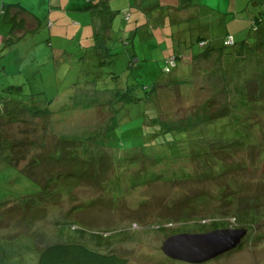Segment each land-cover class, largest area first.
Returning a JSON list of instances; mask_svg holds the SVG:
<instances>
[{
  "label": "trees",
  "instance_id": "obj_1",
  "mask_svg": "<svg viewBox=\"0 0 264 264\" xmlns=\"http://www.w3.org/2000/svg\"><path fill=\"white\" fill-rule=\"evenodd\" d=\"M15 1L6 3L2 0L0 4V22L10 24V33L19 32L12 36L13 42L24 40L27 33H37L41 29H30L28 17L33 16L21 2ZM184 2L185 6H188L192 0ZM209 3L218 7L221 5V1L217 3L209 0ZM156 7L151 8L153 12H159L165 5L158 3ZM89 9L93 14H99L97 19L104 25L105 20L112 23L120 14L107 2ZM227 13L223 15H228ZM241 15L235 18L234 23L229 16L224 20L225 26L231 29L226 36L215 39L189 37L196 39L193 49L190 50V47H187L189 45L178 47L176 44V52L168 59L163 74L154 82L151 90L144 88L145 92L141 96L129 81L130 77L137 79L134 72L126 75V78L120 75L112 76L116 86L106 85L103 92H115L116 102L120 105L128 103L134 108L141 106L138 112L139 116H142V132L133 136L137 145L131 147L127 145L122 148L120 138L115 139L113 135V132L124 127L123 121L117 117L120 110L114 109V106L105 113L109 118L106 127L101 125L93 135L82 138L59 137L58 142H53L54 145L50 146L38 141L36 134H31L30 121L23 130L14 133L13 126H19V122H25L28 117L49 119L57 115L64 119L69 114L73 115L78 111L77 103H73L72 98L69 100L70 96L49 99L46 93H35L32 90L25 92L21 86L4 87V93L0 94L1 170L6 167L18 169L39 187V191L35 195L23 196L22 199L8 198L0 203V235L10 226L11 216L21 219L23 214L44 204L59 206L66 203L67 195H71L73 190L82 184L97 188V191L106 196L77 203L69 212L74 218L95 210H102L104 214V211L110 213L117 208L122 209L128 205L129 197H135L134 191H140L142 187L145 189L154 185L152 188L156 189L158 186L183 182L186 179L198 183L205 179L210 180V183L213 181L211 184L216 186V190L207 191L209 197L200 193L162 201L158 206V218L161 221H192L195 224V219L203 217L206 213L210 215L208 206L215 208L213 213L219 218L232 216L230 214L237 210L249 215L247 217L256 211L259 212L264 201V0H250ZM234 28H237L236 32ZM24 29L27 33L23 32ZM96 34L95 37L102 35L100 32ZM240 34L244 36L241 37ZM212 56L220 62L214 73L211 74V68L205 67L206 62H203L202 67L196 68L202 60L207 61ZM256 61L262 64L261 70L252 68L251 64ZM134 64L133 58L128 67L129 71L134 69ZM189 64L193 66L192 69H187ZM176 70L184 75H187V70H191L192 74L198 71L199 77L209 78L221 74L218 79L222 78L224 85H227L224 87V91L229 95L227 104L216 103L222 90L221 81L212 87L216 93L215 98L208 99L200 110L191 112L187 119L175 124L171 107L165 105L167 101L165 102L164 98H169L168 93L171 91L183 92L182 88L189 87L191 81L186 77L185 82L181 83L171 80L161 83L162 79ZM242 77V88L230 89V83ZM117 78L125 81L119 83L115 80ZM87 87L89 88L84 92L86 100L90 92L97 96L93 90V87H98L96 84ZM96 104L99 106L95 107L92 102H87L85 108L80 111L87 112L95 110L94 108L101 110L104 106L100 102ZM3 127H9L11 134L3 130ZM23 163H26V166L20 168ZM190 164H195L192 173L188 170ZM175 167L180 169V172L172 171ZM150 203L147 199H141L140 202L143 208L147 206V211L152 210L151 213H154L155 206L149 208ZM140 204L137 210L130 208L131 215L144 213L141 212ZM25 221H28V218ZM31 236L35 239L34 235ZM13 237L12 233L2 235V238L8 240L14 239ZM18 237L30 236L22 234ZM37 243L40 249L38 264H131L124 254L102 252L82 243Z\"/></svg>",
  "mask_w": 264,
  "mask_h": 264
},
{
  "label": "rangeland",
  "instance_id": "obj_2",
  "mask_svg": "<svg viewBox=\"0 0 264 264\" xmlns=\"http://www.w3.org/2000/svg\"><path fill=\"white\" fill-rule=\"evenodd\" d=\"M75 1L81 6L84 4V0ZM15 2H21L28 12L37 14L43 23L37 33L29 32L24 40L13 42L12 36H16L19 32L10 33V24L0 22V94L4 93V87L21 86L25 92L32 90L35 93H46L49 99L70 96L69 100L72 98V102L77 103L78 111L64 119L57 115L49 119L28 117L25 122H19V126H13L12 131L19 133L30 121L31 126L29 123L28 127L30 126L31 134H36L38 141L52 146L53 142H58L59 137L82 138L93 135L101 125L106 127L109 118L105 113L114 106V109L120 110L117 117L124 123L122 129L113 132L115 139L120 138L122 148L127 145L130 147L137 145L133 136L142 132L140 126L142 116L140 117L138 112L141 106L137 105L134 108L128 103L118 104L115 92H103L106 85L116 86L115 81L112 80L114 75L126 78V75L134 72L137 79L130 77L129 81L134 84L135 91L141 96L145 92L144 88L151 90L154 82L163 74L168 59L176 52V44L178 47L189 45L187 47H190L188 49L190 50L193 49L196 39H190L186 34L179 33L182 23L159 21L155 15H152V9L148 10L149 13L137 8L132 10L135 16L141 17V21L137 20L138 17L130 19L122 12L112 22L110 31H107L108 25L99 21L98 30L102 35L95 37L97 34L92 24V13L82 12V15L79 13L81 16H77L73 11L75 9L73 0H16ZM238 4L240 11L243 8V0H239ZM222 8L229 10V3L223 1ZM240 16L241 13L237 12L229 15L233 23L236 22L235 18ZM23 32L27 33L26 29ZM133 58L135 66L129 71L128 67ZM203 62H206V68H211V74L220 66V62L218 63L216 57L212 56L207 61L202 60L196 68L202 67ZM248 65L251 67L250 62ZM251 65L257 70L263 67L257 61ZM186 67L193 68L191 64ZM185 74L187 75L176 70L161 80V83L167 80L181 83L185 82L186 77L191 79L189 87L182 88L183 92L171 91L168 93L170 97L164 98L165 102L167 101L165 105L171 107L175 124L187 119L191 112L200 110L208 99L215 98L216 93L212 87L220 84L221 81L222 90L216 103L227 104L229 95L224 91L227 85H224L222 78L218 79L221 74L213 76L214 78L199 77L198 71L192 74L191 70H187ZM240 79H238L240 83L238 80L232 81L230 89L231 87L236 90L241 89L244 80L243 77ZM115 80L119 83L125 81L120 78ZM94 84L98 86L93 87L97 96L90 92L86 100L85 89ZM87 102H92L95 107L99 106L97 102L104 106L101 110L94 108L95 110L81 112ZM6 129L7 127H3V130L11 134L9 127ZM145 129L150 130L146 127ZM194 165L190 164L188 167L191 173L194 171ZM25 166L26 163H23L20 168ZM174 170L180 172L177 167L172 171ZM209 181L205 179L198 183L186 179L168 185L160 184L162 186L156 189L152 188L154 185L145 189L142 187L140 191H134L135 197H129L128 205L122 209L117 208L110 213L104 211V214L102 210H95L74 218L69 212L77 203L106 196L97 191V188L87 187L85 184L79 185L71 195H67L66 203L59 206L44 204L25 213L26 216L23 214L21 219L11 216V224L2 235L12 233L14 239L8 240L0 235V264H38L40 249L37 242L41 245H49L57 241L82 243L106 253L118 252L127 256L131 264H189L173 260L163 254V244L169 237L178 234L210 233L228 228L248 230L243 245L237 250L201 264H264V201L260 205V211L254 212L250 217L238 210L230 214L233 217H215L213 213L215 208L208 206L210 215L206 213L203 217L195 219V224L192 221L166 222L158 218L160 216L158 206L162 201L168 199L172 201L200 193L209 197L207 191L216 190V186L211 184L213 181L211 183ZM38 191L39 187L18 169L6 167L1 170L0 167V203L8 198L22 199L23 196L35 195ZM141 199L149 200L151 202L149 208L155 206V212L147 211V206L143 208L140 204ZM138 203L141 205V212L144 213L133 216L130 208L139 209ZM26 218L28 221H25ZM22 234L30 237L19 238L18 236ZM31 235H34L35 239Z\"/></svg>",
  "mask_w": 264,
  "mask_h": 264
},
{
  "label": "crops",
  "instance_id": "obj_3",
  "mask_svg": "<svg viewBox=\"0 0 264 264\" xmlns=\"http://www.w3.org/2000/svg\"><path fill=\"white\" fill-rule=\"evenodd\" d=\"M13 1L15 0H5L6 3ZM73 1V5L75 7L73 11L77 16H81L82 12L90 11L92 13V24L94 25L93 27L95 33L100 32L98 30V28H100L99 19H97L99 14H93V11H91L89 7L107 2L113 10L119 11L120 14L122 12L126 13L130 19L138 17L137 20L140 21L141 17L135 16V12L132 10L137 8L139 10L148 11L149 9L156 7L158 3L159 5L164 3L165 8L160 9L159 12L157 10L152 13V15H155L159 21L164 18V22L182 23V26L179 28L180 32L185 33L186 35L189 34L187 37L215 39L217 37L226 36L227 32H231V29L225 26L224 20L228 19V16L234 12L242 13L245 11L250 0H243V8H241L240 11L238 4L239 0H213V2L217 3L218 1H221V5L219 7L217 5L210 4L209 0H192L191 4L188 6H185L184 0H84V4L82 6L79 5L77 1ZM223 1L229 3V10H224L222 8ZM103 6L104 5L102 4V7ZM226 12H228V15H223ZM30 13L33 16V18L28 17V24L30 23L31 25L30 29L32 30L34 27H36V29L39 27L41 28L43 23L42 19L37 14L33 12ZM79 13L81 15H79ZM104 22L108 25L107 31H110L112 23L106 20ZM236 30L237 28H234V32H236ZM243 36L244 34L241 37Z\"/></svg>",
  "mask_w": 264,
  "mask_h": 264
},
{
  "label": "water",
  "instance_id": "obj_4",
  "mask_svg": "<svg viewBox=\"0 0 264 264\" xmlns=\"http://www.w3.org/2000/svg\"><path fill=\"white\" fill-rule=\"evenodd\" d=\"M247 229H221L203 234H178L163 244L164 254L177 261L201 264L221 257L243 245Z\"/></svg>",
  "mask_w": 264,
  "mask_h": 264
},
{
  "label": "built area",
  "instance_id": "obj_5",
  "mask_svg": "<svg viewBox=\"0 0 264 264\" xmlns=\"http://www.w3.org/2000/svg\"><path fill=\"white\" fill-rule=\"evenodd\" d=\"M231 41H233V39H231Z\"/></svg>",
  "mask_w": 264,
  "mask_h": 264
}]
</instances>
